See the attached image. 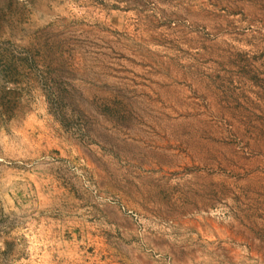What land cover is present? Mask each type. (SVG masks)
<instances>
[{
    "label": "rangeland",
    "instance_id": "obj_1",
    "mask_svg": "<svg viewBox=\"0 0 264 264\" xmlns=\"http://www.w3.org/2000/svg\"><path fill=\"white\" fill-rule=\"evenodd\" d=\"M0 264H264V0H0Z\"/></svg>",
    "mask_w": 264,
    "mask_h": 264
}]
</instances>
